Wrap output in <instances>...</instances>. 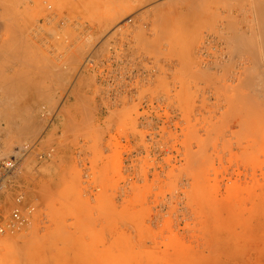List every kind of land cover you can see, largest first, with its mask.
Instances as JSON below:
<instances>
[{"label":"rangeland","instance_id":"rangeland-1","mask_svg":"<svg viewBox=\"0 0 264 264\" xmlns=\"http://www.w3.org/2000/svg\"><path fill=\"white\" fill-rule=\"evenodd\" d=\"M50 1L0 0V264H264V0Z\"/></svg>","mask_w":264,"mask_h":264},{"label":"built area","instance_id":"built-area-1","mask_svg":"<svg viewBox=\"0 0 264 264\" xmlns=\"http://www.w3.org/2000/svg\"><path fill=\"white\" fill-rule=\"evenodd\" d=\"M25 2H33V0H23ZM43 4L45 5V9L49 12L52 11V3L50 0H42ZM51 14H46L45 17H42V19H51ZM17 156H11L10 158L0 160V187L5 185V182L7 181V178L11 175V173L16 168L17 162H18ZM21 199L22 194L19 193L15 197V205L12 208L11 211V217L12 220H20L22 218L21 216Z\"/></svg>","mask_w":264,"mask_h":264},{"label":"bare ground","instance_id":"bare-ground-1","mask_svg":"<svg viewBox=\"0 0 264 264\" xmlns=\"http://www.w3.org/2000/svg\"><path fill=\"white\" fill-rule=\"evenodd\" d=\"M263 3V2H262ZM264 5V3L262 4V6ZM264 8V7H263ZM29 35V34H28ZM3 37V36H2ZM26 37H27V34H26ZM5 38V37H4ZM30 38V37H29ZM34 39V38H33ZM9 40V39H8ZM11 40H13V38L11 39ZM6 42V41H5ZM7 43V42H6ZM8 43H10V42H8ZM12 43V42H11ZM11 43H10V45H11ZM4 45V47L6 46L5 44H3ZM9 46V45H8ZM1 47V46H0ZM3 47V46H2ZM7 47V46H6ZM3 49V48H2ZM9 49V48H8ZM1 53V52H0ZM61 74V73H60ZM73 76V75H72ZM61 79V78H60ZM52 81V80H51ZM69 81H70V79H69ZM0 83H1V81H0ZM50 85V84H49ZM0 87H1V85H0ZM76 88V87H75ZM4 90V89H3ZM61 90V89H60ZM80 90V89H79ZM2 91V90H1ZM5 91V90H4ZM36 91V90H35ZM40 91V90H39ZM78 91V90H77ZM79 92V91H78ZM62 93V92H61ZM1 94H2V92H1ZM46 94V93H45ZM60 94V93H59ZM75 94H77L76 92H75ZM79 94V93H78ZM43 95V94H42ZM68 95V94H67ZM73 95V94H72ZM45 96V95H44ZM58 96V95H57ZM77 96V95H76ZM75 96V97H76ZM2 97V96H1ZM4 97V96H3ZM58 97H60V96H58ZM78 97V96H77ZM45 98H47V97H45ZM81 98V97H80ZM1 100V99H0ZM79 100H81V99H79ZM76 101V100H75ZM48 102V101H47ZM58 102V101H57ZM76 103V102H75ZM81 104V103H80ZM83 105V104H82ZM86 105V104H85ZM60 106V105H59ZM84 106V105H83ZM85 107V106H84ZM59 108V107H58ZM84 109V108H83ZM59 110H64V109H60L59 108ZM59 110H58V112H59ZM79 112H81V111H79ZM51 113V112H50ZM48 115V114H47ZM63 115V114H62ZM96 115V114H95ZM71 117V116H70ZM85 117V116H84ZM64 118V117H63ZM72 118V117H71ZM68 119V118H67ZM84 119V118H83ZM67 121V120H66ZM88 123V122H87ZM73 124V123H72ZM45 125V124H44ZM43 125V126H44ZM67 125V124H66ZM65 125V126H66ZM80 125V124H79ZM86 125V124H85ZM96 128V127H95ZM100 128V127H99ZM82 129V128H81ZM91 129H89V131H90ZM98 130V129H97ZM95 131V130H94ZM81 134V133H80ZM99 134V133H98ZM83 135H85V134H83ZM94 135V134H93ZM100 136V135H99ZM98 136V137H99ZM96 137H97V135H96ZM84 138V137H83ZM100 138V137H99ZM82 141V140H81ZM99 141H100V139H99ZM97 144H98V142H96ZM96 144V145H97ZM73 145V144H72ZM92 145V144H91ZM79 146V145H78ZM90 147V146H89ZM83 148V147H82ZM86 148V147H85ZM86 150V149H85ZM72 151V150H71ZM80 151V150H79ZM95 152H96V150H95ZM100 152V151H99ZM93 153V152H92ZM71 154V153H70ZM84 154H85V151H84ZM95 154V153H94ZM75 155V154H74ZM73 156V155H72ZM79 156V155H78ZM74 157V156H73ZM60 180V179H59ZM133 251V252H132ZM131 252L132 253H134V250H132ZM133 255V254H132ZM133 258H135V257H133ZM131 260V259H130Z\"/></svg>","mask_w":264,"mask_h":264}]
</instances>
